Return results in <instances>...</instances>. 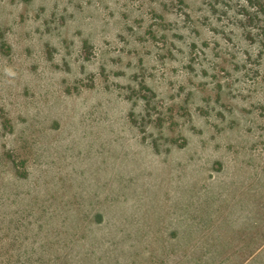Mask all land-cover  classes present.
I'll list each match as a JSON object with an SVG mask.
<instances>
[{
	"label": "rangeland",
	"instance_id": "1",
	"mask_svg": "<svg viewBox=\"0 0 264 264\" xmlns=\"http://www.w3.org/2000/svg\"><path fill=\"white\" fill-rule=\"evenodd\" d=\"M0 264H264V0H0Z\"/></svg>",
	"mask_w": 264,
	"mask_h": 264
},
{
	"label": "trees",
	"instance_id": "2",
	"mask_svg": "<svg viewBox=\"0 0 264 264\" xmlns=\"http://www.w3.org/2000/svg\"><path fill=\"white\" fill-rule=\"evenodd\" d=\"M4 125H5V121H4V123H3Z\"/></svg>",
	"mask_w": 264,
	"mask_h": 264
}]
</instances>
